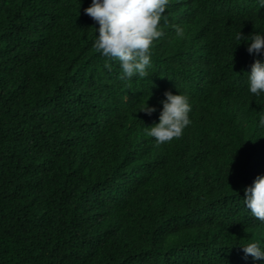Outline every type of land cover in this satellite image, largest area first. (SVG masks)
I'll return each mask as SVG.
<instances>
[{"label": "trees", "instance_id": "16d2710c", "mask_svg": "<svg viewBox=\"0 0 264 264\" xmlns=\"http://www.w3.org/2000/svg\"><path fill=\"white\" fill-rule=\"evenodd\" d=\"M171 2L148 76L122 80L93 47L92 0H0V264H264L240 247L264 249L243 202L264 175V92L248 81L264 52L235 38L264 34V8ZM168 90L190 124L158 145L144 129Z\"/></svg>", "mask_w": 264, "mask_h": 264}, {"label": "clouds", "instance_id": "9594fccd", "mask_svg": "<svg viewBox=\"0 0 264 264\" xmlns=\"http://www.w3.org/2000/svg\"><path fill=\"white\" fill-rule=\"evenodd\" d=\"M171 0H92L90 7L84 9L85 14L100 25L93 45L97 52L109 59H118L123 70L120 79L132 78L138 74L140 78L148 76L146 69L150 67V48L155 39L163 32L159 29L162 15ZM264 8V0H260ZM167 21V17H164ZM177 35L182 29L176 27ZM236 40L250 41L247 51L259 56L264 52V34L254 31L245 36L237 33ZM105 67L111 68L106 63ZM249 90L259 96L264 92V62L256 59L248 74ZM179 92V90H178ZM152 95V94H151ZM163 109L159 115V123L145 127L148 136L156 138V143L163 144L180 137L186 126L190 124L191 106L186 94H173L171 90L164 93ZM157 109L147 105L141 109L151 116ZM264 126V117L260 120ZM243 202L251 214L264 222V175H258L253 183L244 189ZM244 258L251 256L254 260L264 259V249L257 242L240 246Z\"/></svg>", "mask_w": 264, "mask_h": 264}]
</instances>
